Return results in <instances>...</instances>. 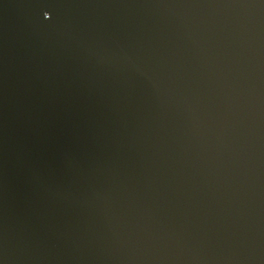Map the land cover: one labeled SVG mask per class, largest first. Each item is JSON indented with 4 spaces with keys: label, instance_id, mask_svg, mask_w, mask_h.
I'll return each instance as SVG.
<instances>
[{
    "label": "water",
    "instance_id": "obj_1",
    "mask_svg": "<svg viewBox=\"0 0 264 264\" xmlns=\"http://www.w3.org/2000/svg\"><path fill=\"white\" fill-rule=\"evenodd\" d=\"M0 264H264V0H0Z\"/></svg>",
    "mask_w": 264,
    "mask_h": 264
}]
</instances>
